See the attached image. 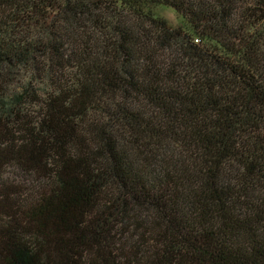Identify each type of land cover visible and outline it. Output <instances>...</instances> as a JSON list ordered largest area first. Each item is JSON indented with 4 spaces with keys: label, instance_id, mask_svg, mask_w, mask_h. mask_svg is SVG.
I'll return each instance as SVG.
<instances>
[{
    "label": "trees",
    "instance_id": "16d2710c",
    "mask_svg": "<svg viewBox=\"0 0 264 264\" xmlns=\"http://www.w3.org/2000/svg\"><path fill=\"white\" fill-rule=\"evenodd\" d=\"M0 264H264V0H0Z\"/></svg>",
    "mask_w": 264,
    "mask_h": 264
},
{
    "label": "rangeland",
    "instance_id": "374dc122",
    "mask_svg": "<svg viewBox=\"0 0 264 264\" xmlns=\"http://www.w3.org/2000/svg\"><path fill=\"white\" fill-rule=\"evenodd\" d=\"M160 14L165 17L173 26L177 25V23H179V21L176 19V16L174 15V13L168 12V11H160ZM12 80L11 81H15L16 77H11ZM17 175V174H16ZM15 174H10L11 178H15L16 176Z\"/></svg>",
    "mask_w": 264,
    "mask_h": 264
}]
</instances>
